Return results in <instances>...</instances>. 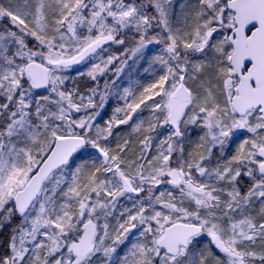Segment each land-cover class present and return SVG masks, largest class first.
Instances as JSON below:
<instances>
[{
  "label": "snow or ice",
  "instance_id": "6c2138e0",
  "mask_svg": "<svg viewBox=\"0 0 264 264\" xmlns=\"http://www.w3.org/2000/svg\"><path fill=\"white\" fill-rule=\"evenodd\" d=\"M0 264H264V0H0Z\"/></svg>",
  "mask_w": 264,
  "mask_h": 264
}]
</instances>
